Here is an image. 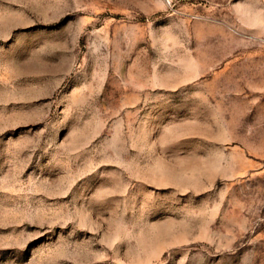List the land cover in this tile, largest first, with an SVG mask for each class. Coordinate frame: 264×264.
Returning a JSON list of instances; mask_svg holds the SVG:
<instances>
[{
    "label": "rangeland",
    "instance_id": "1",
    "mask_svg": "<svg viewBox=\"0 0 264 264\" xmlns=\"http://www.w3.org/2000/svg\"><path fill=\"white\" fill-rule=\"evenodd\" d=\"M0 264H264V0H0Z\"/></svg>",
    "mask_w": 264,
    "mask_h": 264
}]
</instances>
